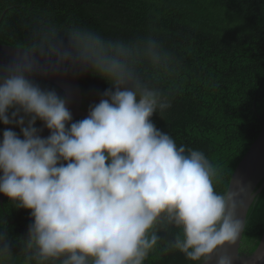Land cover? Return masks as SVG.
<instances>
[{
  "label": "clouds",
  "instance_id": "1",
  "mask_svg": "<svg viewBox=\"0 0 264 264\" xmlns=\"http://www.w3.org/2000/svg\"><path fill=\"white\" fill-rule=\"evenodd\" d=\"M163 49L150 35L111 40L48 21L0 64V123L20 129L0 138V193L32 220L26 237H11L0 219V264H146L174 229L163 251L194 264H212L225 244H239L247 186L236 180L217 191L222 169L151 119H163L171 100L140 66L166 67ZM68 74L109 85L77 121L69 96L37 79ZM233 259L220 255L215 264Z\"/></svg>",
  "mask_w": 264,
  "mask_h": 264
},
{
  "label": "trees",
  "instance_id": "2",
  "mask_svg": "<svg viewBox=\"0 0 264 264\" xmlns=\"http://www.w3.org/2000/svg\"><path fill=\"white\" fill-rule=\"evenodd\" d=\"M48 21L58 27H87L105 39L150 35L158 40L169 54L166 67L157 71L145 62L140 68L168 94L171 107L163 119L158 114L151 119L178 146L204 152L222 169L217 191L228 188L264 126V0H0V43L16 46L40 22ZM37 79L41 87L64 94L45 78ZM78 79L82 108L88 110L109 85L91 74ZM5 128L20 132L19 127L0 123V138ZM9 204L8 197L0 203V219L7 221L11 237H26L30 210ZM263 232L264 188L248 211L241 253H252ZM173 233L146 264H194L179 251H163Z\"/></svg>",
  "mask_w": 264,
  "mask_h": 264
},
{
  "label": "water",
  "instance_id": "3",
  "mask_svg": "<svg viewBox=\"0 0 264 264\" xmlns=\"http://www.w3.org/2000/svg\"><path fill=\"white\" fill-rule=\"evenodd\" d=\"M15 46L0 43V64L7 63L11 58V50ZM46 80L56 84L61 90L69 96V108L72 112L73 121L79 116H87L88 110L82 108L83 94L82 88L77 76L68 74L66 76H49ZM38 128H43L42 122ZM43 137L49 135V131L44 128L41 132ZM239 180L247 186L248 191L242 194L239 199L242 200V206L239 209V215L247 221L248 211L256 199L257 195L264 188V126L252 143L246 154L243 156L237 167L235 168L228 188H235V181ZM7 197L0 193V203L2 204ZM243 238V235H242ZM242 240L236 245L229 246L225 244L213 256L212 264L220 255L232 256L233 264H264V232L258 247L250 254L241 253L240 246Z\"/></svg>",
  "mask_w": 264,
  "mask_h": 264
},
{
  "label": "rangeland",
  "instance_id": "4",
  "mask_svg": "<svg viewBox=\"0 0 264 264\" xmlns=\"http://www.w3.org/2000/svg\"><path fill=\"white\" fill-rule=\"evenodd\" d=\"M77 78H78V76H77ZM79 80V79H78ZM52 83V82H51ZM80 83V82H79ZM54 84V83H53ZM54 85H56V84H54ZM57 86V85H56ZM41 123V122H40Z\"/></svg>",
  "mask_w": 264,
  "mask_h": 264
}]
</instances>
